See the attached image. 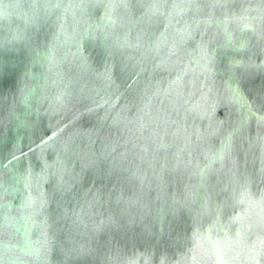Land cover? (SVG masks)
Returning <instances> with one entry per match:
<instances>
[{
  "label": "water",
  "instance_id": "obj_1",
  "mask_svg": "<svg viewBox=\"0 0 264 264\" xmlns=\"http://www.w3.org/2000/svg\"><path fill=\"white\" fill-rule=\"evenodd\" d=\"M0 264H264V0H0Z\"/></svg>",
  "mask_w": 264,
  "mask_h": 264
}]
</instances>
